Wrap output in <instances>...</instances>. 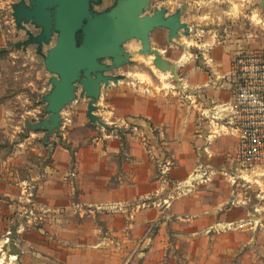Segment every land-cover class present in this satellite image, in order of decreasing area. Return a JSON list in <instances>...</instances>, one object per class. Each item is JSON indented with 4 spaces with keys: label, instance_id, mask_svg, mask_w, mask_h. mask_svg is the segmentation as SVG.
<instances>
[{
    "label": "crops",
    "instance_id": "1",
    "mask_svg": "<svg viewBox=\"0 0 264 264\" xmlns=\"http://www.w3.org/2000/svg\"><path fill=\"white\" fill-rule=\"evenodd\" d=\"M127 1L96 0L90 19H112ZM22 3L29 0H0V20L11 22L0 23V145L13 147L0 156V218L7 225L6 241L11 238L19 249L7 258L23 264H117L129 255L132 262L133 247L148 236L143 229L169 222L192 225L198 264L207 242L211 259L232 256L235 238L227 230L233 222L217 218L220 206L213 200L200 199L216 194L218 158H227L236 139L226 135L209 144L206 137L218 123L214 109L221 112L231 102L221 84L233 52L239 45L264 47V0L237 5L234 0H140L139 19L163 13L182 28L154 27L145 38L132 36L121 45V61L101 62L111 80L102 84L94 104L97 123L89 118L91 98L77 84V98L60 113L59 126L33 131L27 118L42 109L35 98L40 103L52 89L45 60L57 34L37 42L43 28L15 17ZM78 39L84 42L83 33ZM143 60L145 84L133 79ZM169 76L168 84L163 78ZM15 115L17 123L14 117L10 121ZM199 167L204 170L196 174ZM191 193V214H184ZM29 207L46 213L40 228L26 221ZM218 227L228 228L216 236ZM218 242L225 247L218 248Z\"/></svg>",
    "mask_w": 264,
    "mask_h": 264
},
{
    "label": "rangeland",
    "instance_id": "2",
    "mask_svg": "<svg viewBox=\"0 0 264 264\" xmlns=\"http://www.w3.org/2000/svg\"><path fill=\"white\" fill-rule=\"evenodd\" d=\"M239 3H243V0H234L233 5H237ZM12 20L13 23L16 22L15 17H12ZM254 20L255 22L258 21L257 18ZM1 22H4L5 25L9 26L8 24H11L10 17H2L0 23ZM29 36L31 37L32 35ZM136 64L139 66L138 74L134 77L131 76V78H138L142 84H145L146 77L144 71H146L147 63L143 60L142 64ZM45 69L48 71L46 66ZM127 69L130 70V68ZM132 70L137 71L136 68H132ZM48 73L52 75V78L49 81V83L52 85L53 80L55 79L54 76L56 75L49 71ZM163 79L165 83L168 84L169 82H167V80L172 81L171 76ZM15 85L19 86L20 83L17 82ZM78 88L79 92H81L82 86L79 83ZM165 88L167 89L172 87H167L165 85ZM53 89L54 86L52 85L51 91L44 93L40 103L38 102V97L35 98V105L42 107V109L39 110L36 115L32 114L28 116L27 123H29L28 128L31 131H33L37 126H40V128L43 129V124L51 120L52 113L48 110V96L52 93ZM91 102H94V99H90L89 105ZM11 117H14L13 120L17 123V120L20 116H10V121H12ZM89 118L91 122H98L97 120L92 119L93 117L90 115ZM210 118L212 119V116H210ZM222 124V119H218V125H210L211 132H208L206 137L209 141V144L215 139L226 136V134L220 129V125ZM26 134L27 130L19 135V139L24 138ZM12 149L13 147L10 144L6 146L0 145V156L7 157L11 153ZM230 154L231 151H228L227 158L223 156L222 158H218L216 164L217 170H214L216 175L212 180L214 188H216V194L213 196H203L200 200H213L214 203L220 206L216 212L217 218L226 219L233 222V226L225 228H228L229 230L227 231L234 234L235 251L232 256L226 257V255H223L221 258L211 259V244L207 242L204 247L205 253H203L199 264H264V178L247 177V181L236 179L235 182V180L231 179L230 176L226 174V171H228L227 165L230 163ZM203 170L204 168L199 167L195 173H202ZM193 182H195V180H193L192 183ZM3 188L4 185L0 184V190H3ZM190 188L192 189L193 186L190 185L189 189ZM192 194L193 193H191V195L188 194L185 197V203L188 205V207L185 208L184 214H191V209H189V207L193 206L195 200ZM15 215L17 216V213ZM176 223L177 222H175V224L169 222V224L166 226L155 224L148 227L146 231L143 229V232L148 234V236L147 238L139 239L137 244L133 247L132 253H130V255L134 254L132 262H129L128 255L127 258L125 257L123 260H121V262H117V264H198L197 261H194L193 253L192 234L194 228L192 225L186 224L182 226L179 224L178 226ZM29 226H32V228H40L42 225L35 224ZM225 228L218 227L214 229L215 233H212H214L216 236H219V232H223L222 230H226ZM7 230L8 229L7 225L5 224V220L0 218V264H23L21 261H18L15 258L13 260L7 258V253H19L17 245L11 240V238L9 241H6ZM15 232L16 231L14 230V234ZM14 234L12 232L8 236L13 237ZM247 240L251 242L249 245H246ZM4 241L6 243H4ZM218 244L219 242L217 245ZM218 246V248L225 247L223 243H220Z\"/></svg>",
    "mask_w": 264,
    "mask_h": 264
},
{
    "label": "water",
    "instance_id": "3",
    "mask_svg": "<svg viewBox=\"0 0 264 264\" xmlns=\"http://www.w3.org/2000/svg\"><path fill=\"white\" fill-rule=\"evenodd\" d=\"M96 0H29L16 8L18 22L24 19L43 28L37 42H48L53 33L57 34L54 46L45 60L47 70L58 78L48 96L51 123L58 127L62 110L77 98V84L83 86L88 98L94 99L89 105L92 116L94 104L101 95L102 84H108L111 77L104 73L108 68L101 62L106 58L118 59L121 45L132 36L145 38L146 32L154 27H165L173 31L182 28L177 18L164 19L159 13L156 18L139 19L137 5L140 0H128L116 16L90 19V5ZM89 20V23H86ZM85 39L79 43V35ZM108 129V128H106Z\"/></svg>",
    "mask_w": 264,
    "mask_h": 264
},
{
    "label": "built area",
    "instance_id": "4",
    "mask_svg": "<svg viewBox=\"0 0 264 264\" xmlns=\"http://www.w3.org/2000/svg\"><path fill=\"white\" fill-rule=\"evenodd\" d=\"M251 38L247 34L244 39ZM222 80L221 87L230 92L231 102L221 112L214 109V116L224 122L220 129L236 139L226 174L235 182L264 178V47L239 45L232 54L231 70ZM185 99L190 100L189 96ZM45 214L29 207L24 216L29 225H40Z\"/></svg>",
    "mask_w": 264,
    "mask_h": 264
},
{
    "label": "bare ground",
    "instance_id": "5",
    "mask_svg": "<svg viewBox=\"0 0 264 264\" xmlns=\"http://www.w3.org/2000/svg\"><path fill=\"white\" fill-rule=\"evenodd\" d=\"M184 62V61H183ZM182 63V62H181Z\"/></svg>",
    "mask_w": 264,
    "mask_h": 264
}]
</instances>
